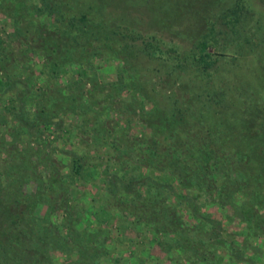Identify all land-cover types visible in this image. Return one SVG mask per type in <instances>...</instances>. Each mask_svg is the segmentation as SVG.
I'll use <instances>...</instances> for the list:
<instances>
[{"label":"rangeland","instance_id":"1","mask_svg":"<svg viewBox=\"0 0 264 264\" xmlns=\"http://www.w3.org/2000/svg\"><path fill=\"white\" fill-rule=\"evenodd\" d=\"M46 1L0 0V200L50 264H264V0ZM211 139L228 161L177 182Z\"/></svg>","mask_w":264,"mask_h":264},{"label":"trees","instance_id":"2","mask_svg":"<svg viewBox=\"0 0 264 264\" xmlns=\"http://www.w3.org/2000/svg\"><path fill=\"white\" fill-rule=\"evenodd\" d=\"M40 3H41L40 10L44 11L47 14L49 13L51 14L52 11L50 8L52 5L48 4L46 0H40ZM81 18L85 19L84 16H81ZM69 23L70 24L72 23L71 19L69 20ZM74 26H75L74 29L76 30L74 31L73 36H72L74 39L77 38V30L80 31L81 33L88 30V29L86 30V29H80V28L78 29L75 24ZM204 38H205V35L203 36L202 39L198 40L197 42V46L200 51H202L206 45ZM199 59L200 61L204 62L205 66H210L212 64V61H209V63L205 61L203 54L199 56ZM201 144L199 146L197 144H193L189 147L190 154L187 157L188 160L186 161V164L185 162L181 161L184 158H182L180 154L178 153L176 154L179 156V159L175 160L177 162L176 167L174 169V172L173 173L171 172V174H172V177H174L177 182L180 183V180L191 177V179L194 178L198 183H202L204 181L203 176H205L206 174L208 176V173L210 174L215 173L214 170L217 169L216 167H218L222 161L224 160L228 161V159L230 158L228 153L224 151L222 146L220 144L215 143L213 139H211L208 142L204 141ZM176 145H178V143L174 141L172 146L176 148ZM260 148L261 147L257 142H254L252 143L251 146H249V149L253 151L257 150L260 152ZM175 150L176 149H174V151ZM170 159L172 160L171 157ZM234 159H235L233 161L234 164H240L244 161V164L247 165V167H252L255 165L253 163L254 158L250 156L242 155V157L237 156L236 158L234 157ZM208 160H212V163L215 169L214 168L210 169L208 167L209 166L207 165ZM260 161L264 163V159L262 156H261ZM72 163H73L72 165L73 172L77 174L80 171V168L82 166L80 163V160L73 159ZM189 165L190 167L188 168ZM190 170L192 172L188 173V171ZM229 173L233 174L232 175L233 177L227 178V182H229V185L227 184V186H232V193L235 194V192H239L240 194H242L241 185H239L241 181L240 182L235 181L236 173H233L231 169H229ZM211 180L213 181V179ZM243 180L244 179H242L243 184L242 183L241 184L245 186L246 183H245V180L244 181ZM233 181H235L236 183L235 187H233L234 186ZM262 183H263V180L259 182V184L261 185ZM152 184L157 185L158 183L152 182ZM180 184H183V183H180ZM187 186H190V185H188L187 183ZM9 192L10 193H7L5 195H9V194L13 195L15 191L13 192L9 191ZM17 196L18 194L16 192V195L13 196L14 202L9 201L8 203H5V202L3 203L0 200V203H1L0 210L3 209V207H7V209L10 210V213L7 214V216L0 215V264H50V259L47 257L46 252L44 251L45 249L43 248L45 245V243H43L45 240V237L43 239V237L41 238L37 235L36 237L30 236L32 233V229L37 228V221L34 217L33 218L31 217V214H30L31 212L29 211V208H28L29 206L30 207L33 206V202L32 200L25 198L24 200H26L28 204H26L25 208L20 207V205H18L19 202L15 200ZM147 204H150V203L147 201ZM1 205L3 207H1ZM163 207L166 208L168 206L164 203ZM160 215H161L160 219L162 220L160 221V223L166 224L165 219L168 218L167 208L164 209L162 213H160ZM95 255H97V253H95Z\"/></svg>","mask_w":264,"mask_h":264}]
</instances>
